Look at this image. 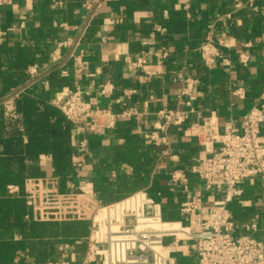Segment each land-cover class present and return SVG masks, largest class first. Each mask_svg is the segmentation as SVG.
Listing matches in <instances>:
<instances>
[{"label": "crops", "instance_id": "obj_1", "mask_svg": "<svg viewBox=\"0 0 264 264\" xmlns=\"http://www.w3.org/2000/svg\"><path fill=\"white\" fill-rule=\"evenodd\" d=\"M237 1L246 0H194L193 18L188 19L184 15L185 26L179 29L167 26L168 32L165 35L153 32V26L156 23L169 22L172 13L180 9L178 0H133V5L128 6L123 0H104L95 10L87 9L85 2L82 5L73 4L71 9H69V0H58L52 4V9H66L68 19L55 22L45 38L41 39L44 61L39 59L36 64L42 73V80L21 85L19 88L27 86L21 95L34 91L37 85L44 86L42 81L47 80L49 73L56 69L61 70L62 76H64L63 71H68L69 76L65 77L72 78V84L57 90L50 100L62 97L73 89L75 76L71 56L72 53L84 49L87 51L90 63L85 73L77 80L86 97L95 95L100 85L110 80L115 84L116 92L113 96H99V105L120 110L127 105L123 90L134 88L137 92L133 96L132 103L147 114L140 121L119 122L115 129L100 135L99 140L91 142L89 139V147L83 156L84 165L74 172L81 184V192L78 194H60L57 190L59 181L53 177L52 158L48 155L40 157L36 163L40 175L38 179H44L45 185L53 191L52 195L47 197L43 195V199L42 194L37 195V202L40 199L43 200V208L48 206L47 209H58L61 224L63 220L67 221L63 217L65 210L71 212L76 209L87 210L95 203L97 192L90 179L93 170L111 165L118 151H125L130 146L143 147L151 144L139 131L157 129L162 122L157 112L177 106V97L183 84L174 82L173 77L178 75L200 77L202 83L197 89L194 106L206 115L215 114L222 131H241L244 114L258 100L247 93L249 91L245 81L251 79L259 83L264 82V0H254L252 5L235 12L234 19H222L219 22L218 32L229 33L232 36V49L226 52L216 66L206 69L197 51L205 37L209 22L216 18L217 14L231 11ZM41 2L42 0H0V33L4 42L11 40L15 45L26 47L36 40L40 29L34 12ZM165 9L170 11L169 20L164 18ZM121 18L123 22H119ZM237 20H241L242 24H238ZM110 21L114 23L109 24ZM65 40H69L71 45L60 46V42ZM143 40L154 41V44L146 46L152 55L147 56L146 65L131 67L127 59L141 56ZM248 41L253 44L247 50L251 54V61L248 68L242 69L237 61V54L244 50L243 44ZM160 44L169 47L171 51L170 59L167 61H162L157 54H154ZM147 71H150V74ZM238 88L244 89L246 98L234 94ZM12 92L13 89L0 97V103H4ZM195 120H197L196 115L191 114L183 126L172 128L167 133L168 145L160 147V151L162 153L167 147L169 153L163 156L159 154L151 179L139 183L133 197L111 208V215L114 218L131 223L133 217H129L128 213L146 215L158 213L159 210L148 201L149 191L155 179H158V182L168 190L179 193L180 188H175L172 180L174 170L188 175L190 187L188 196L182 193L176 198L178 209L180 203L187 197L202 196L206 205H212L223 199L224 191L221 187H210L191 172L194 160L207 155L191 128ZM127 129L130 133L129 138L124 136V131ZM25 140L27 141V138ZM110 175L114 178L117 176L115 169H111ZM260 186H262L260 181L248 182L243 186L242 198L229 204L235 216L238 233H243L242 226L248 222H256L264 228V198ZM41 190L37 193L46 194ZM177 212L179 214V211ZM180 217L173 221L180 220ZM39 225L37 232L42 235H37L38 239L60 240L56 243L55 252L49 260L44 262L35 259L25 264H46L50 260L57 259H65L77 264L83 259L85 245L76 244L77 248H80L78 250L66 240L63 241L60 235L55 237L50 229ZM257 236L264 238L261 233ZM179 251L182 256L196 259L188 241L181 243Z\"/></svg>", "mask_w": 264, "mask_h": 264}, {"label": "built area", "instance_id": "obj_2", "mask_svg": "<svg viewBox=\"0 0 264 264\" xmlns=\"http://www.w3.org/2000/svg\"><path fill=\"white\" fill-rule=\"evenodd\" d=\"M104 0H87L85 5L89 10H95ZM179 7L185 12L188 19L193 18L194 0H178ZM254 0L245 2L237 1L233 9L225 14H217L206 27L205 37L197 51L206 69L216 66L231 47L232 36L229 33L218 32V24L222 19H234V13L252 5ZM62 4V3H60ZM165 19H169L170 11H163ZM123 22V19H119ZM242 24L241 20H237ZM110 23H114L110 21ZM153 32L165 35L168 27L156 23ZM4 38L0 33V46ZM154 41H141V56L127 62L131 67H142L148 63L147 56L152 55L146 46ZM60 46L71 45L69 40L60 42ZM253 44H243L244 50L238 52L237 61L242 69L248 68L251 54L247 51ZM154 54L162 61L170 59L169 47L160 46ZM73 73L75 87L62 97L50 100L64 114L66 119L73 124V149L72 161L75 169L84 165V155L89 147V135H103L115 129L119 122L140 121L147 114L137 105L132 103L136 89L123 90L127 105L120 110L113 107H102L98 97L113 96L116 86L112 81L102 83L95 95L86 97L85 91L77 79L85 73L89 66L87 51L82 49L72 53ZM150 74V71H147ZM28 83L42 80V73L37 64L30 65L27 69ZM64 76H69L68 71H63ZM174 82L183 84L177 97V106L164 108L157 112L161 123L157 129L140 130L139 133L152 145L164 147L168 145L167 133L172 128L183 126L191 114L197 120L192 122L191 128L199 145L207 153L205 157L197 158L191 167V172L196 174L210 187H221L224 191L222 200L212 205H206L202 196L187 197L180 203L178 221L165 220L162 204L157 199L149 196V203L154 205L159 212L153 215L144 213H128L133 221L119 220L111 215V208L117 203L133 197L132 194L121 201L105 205L95 196V203L84 214L90 217V228L87 236L77 239L76 244L85 243V254L77 264H178L176 253L183 241H188L194 253L197 264H264V228L256 222H248L242 226L243 233H238L235 216L229 204L239 199L243 193V184L258 179L264 184V91L257 102L250 107L242 119L241 131H222L218 117L215 114H204L194 106V98L198 94V87L202 80L196 76L178 75L173 77ZM45 88L49 82L43 80ZM29 86V85H28ZM27 88H15L11 95L4 101L19 98ZM234 94L246 98L243 88H238ZM26 139V137H25ZM168 148L162 151V156L168 154ZM40 183L44 179H38ZM174 187L188 196L190 193L188 175L182 171L172 172ZM10 193H17L19 187L9 186ZM53 189L43 194L31 190L27 196L29 206L36 207L37 195L46 197L52 195ZM61 194V193H60ZM264 198V192L262 194ZM110 210V212H109ZM207 214V215H206ZM46 264H75L69 260H50Z\"/></svg>", "mask_w": 264, "mask_h": 264}, {"label": "trees", "instance_id": "obj_3", "mask_svg": "<svg viewBox=\"0 0 264 264\" xmlns=\"http://www.w3.org/2000/svg\"><path fill=\"white\" fill-rule=\"evenodd\" d=\"M57 1L42 0L35 9L40 33L31 45L22 47L7 40L0 46V97L25 84L29 80L28 67L39 59L44 61L41 39L45 38L55 22L68 19L66 9L51 8ZM86 1L69 0V9L73 4L82 5ZM123 1L127 6L133 5V0ZM184 15L185 12L179 9L164 25L179 29L185 26ZM47 81L48 89L37 85L34 91L0 103V264H25L35 259L45 262L51 258L60 239H38L37 235H42L37 232L39 224L42 228L50 229L55 237L60 235L63 241L66 240L78 250L80 248H77L75 241L89 233L90 217L84 214V210H65L63 217L67 221L63 220L61 224L58 209H47L46 205L43 208V200L40 199L36 207L27 203L31 190H51L44 180L42 183L38 180L40 175L36 163L42 155L52 158L53 177L59 181V193L70 195L81 192L80 180L74 175L76 169L72 161L73 124L49 102L57 90L72 84V78L62 76L61 70L56 69L49 73ZM245 86L249 91L247 93L254 98H259L264 91V82L246 79ZM124 132V136L129 138V129ZM99 136L92 134L89 139L94 142L99 140ZM160 150V147L152 144L130 146L125 151H118L111 165L93 170L90 179L99 200L109 205L134 194L139 183L151 179ZM111 169L117 172L115 178L110 175ZM10 185L18 186L19 191L10 193ZM260 188L264 192L263 183ZM180 195L181 191L168 190L158 179H155L149 191V196L161 202L164 219L170 221L180 216L176 201ZM175 256L178 264H197L196 259L182 256L180 252Z\"/></svg>", "mask_w": 264, "mask_h": 264}]
</instances>
